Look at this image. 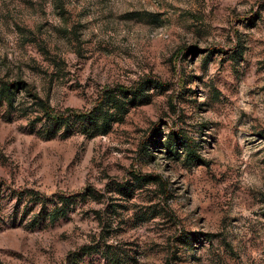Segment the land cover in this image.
I'll list each match as a JSON object with an SVG mask.
<instances>
[{"label": "rangeland", "instance_id": "obj_1", "mask_svg": "<svg viewBox=\"0 0 264 264\" xmlns=\"http://www.w3.org/2000/svg\"><path fill=\"white\" fill-rule=\"evenodd\" d=\"M115 260L264 264V0H0V264Z\"/></svg>", "mask_w": 264, "mask_h": 264}, {"label": "trees", "instance_id": "obj_2", "mask_svg": "<svg viewBox=\"0 0 264 264\" xmlns=\"http://www.w3.org/2000/svg\"><path fill=\"white\" fill-rule=\"evenodd\" d=\"M150 83H154V82L152 80H146L144 81L141 87L139 86L134 87L132 89H129L130 91L126 90L125 87H121L118 90L127 92L131 94L132 96H134L132 98V101H133L134 98L136 99L141 96H148L149 93H146V90H149ZM19 84L20 82L19 83L16 82L13 84H7V86L4 85L2 90L8 91V93H10L12 91V87L19 85ZM114 94H115L114 90H105L102 93V95L99 97L97 101V105L93 109L88 110L86 112L80 109H75V108H69L65 110H56L47 102L43 103V108L47 116L53 119L54 121L66 122L71 119H77V121L81 120L85 122V124L87 122L90 123L89 125L95 128L98 132L107 133L109 131V127L113 124L112 123L113 118L120 119L122 115H124V113L126 112V108H127L124 102L118 103V101L114 99ZM101 128H103V130H100ZM170 145H171V141H170ZM187 153H190L192 156H195V158H198L193 147L188 148ZM138 181H140L139 178H138ZM122 186H124V187H121L123 191L130 190V188L128 187L129 184L127 186L125 185H122ZM139 186H140V183H139ZM63 198L65 201L66 198L65 197ZM60 212H61V208L59 207L55 215ZM63 213L65 214L67 213V211L64 210ZM114 258L117 259L116 257H113V260ZM114 262L115 264H118L117 263L118 260H115Z\"/></svg>", "mask_w": 264, "mask_h": 264}]
</instances>
